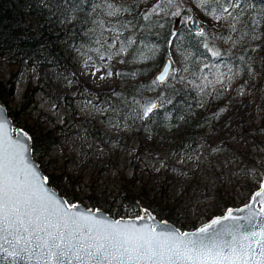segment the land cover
Returning <instances> with one entry per match:
<instances>
[{
  "label": "trees",
  "instance_id": "trees-1",
  "mask_svg": "<svg viewBox=\"0 0 264 264\" xmlns=\"http://www.w3.org/2000/svg\"><path fill=\"white\" fill-rule=\"evenodd\" d=\"M191 6L201 16L218 20V26L201 24V31L193 32L187 23L192 14ZM103 28L112 31L108 38L127 54L125 66L116 70L115 87L123 96L114 106L122 110L126 105L140 128L183 129L185 138L193 136V130L200 128L214 132L218 113L212 103L216 99L217 83L227 75L239 78L238 94H232L228 101L240 104L248 102L240 98L258 86L263 74L264 0H0V67L8 71V78L0 79V101L12 121L34 110L32 95L39 88L37 84L27 83L17 110L10 109L13 81L23 62L38 70H68L71 62L60 45L64 34L84 39L83 35L93 36L96 30ZM170 50L176 62L167 78L158 83L154 70ZM146 90L152 92L157 106L141 117L140 97ZM197 104L204 107V112L198 115L195 112ZM72 116L77 119L74 112ZM78 121L83 125L92 123L86 118H78ZM23 128L30 137L32 152L47 182L68 202L85 197L97 207L106 203L103 210L113 217L119 216L126 205L136 210L145 208L180 229L194 227L193 222L187 227L185 222L178 221L167 195L171 175L175 172L185 175L192 170L170 166L171 170L159 182L157 193L148 194L144 186L134 190L133 185L138 181L136 173L151 172L149 168L138 166V162L153 154L151 148L138 143L131 156L132 174L121 176L117 192L109 200H100L91 182L85 183L88 192L79 196L76 188L82 182L81 175L69 174L59 166L50 165L45 158L58 142L57 125L47 128L35 122L25 123ZM93 128V138L99 142L112 139L121 143L120 136H109ZM255 129L264 130V114ZM206 132L200 136L206 138ZM245 133L254 138L257 147L253 151L241 148L236 151L240 158L239 169L254 173L259 182L264 177V139L256 138L247 130ZM257 184L247 180L239 185L238 192L219 196L206 211V218L221 213L227 206L245 202ZM115 200L118 203L113 204Z\"/></svg>",
  "mask_w": 264,
  "mask_h": 264
},
{
  "label": "rangeland",
  "instance_id": "rangeland-1",
  "mask_svg": "<svg viewBox=\"0 0 264 264\" xmlns=\"http://www.w3.org/2000/svg\"><path fill=\"white\" fill-rule=\"evenodd\" d=\"M191 11L200 25L218 26V20L201 16L195 7L191 6ZM96 31L93 36L83 35L84 39L64 34L60 45L71 62L68 70H38L23 62L14 78L13 95L9 101L10 109L17 110L26 84L39 86L32 95L34 110L29 115H21L13 125L22 128L25 123L35 122L47 128L57 125L58 142L45 158L50 165L59 166L69 174L81 175L82 182L76 188L79 196L88 192L85 183L91 182L99 199L109 200L117 192L121 176L132 174L131 156L138 143L151 148L153 154L138 162V166L149 168L151 172L136 173L138 181L133 185L134 190L144 186L148 194L157 193L159 182L171 170L170 166L192 170L185 175L173 173L167 194L168 204L176 212L178 221L185 222L187 227L189 222H193L195 227L207 220L206 211L219 196L238 192L239 185L247 180L259 183L254 173L239 169L240 158L236 151L239 148L253 151L257 147L246 130L256 138L264 139V130L255 129L264 114V70L258 86L240 98L248 102L228 101L232 94H238L239 78L236 76L227 75L217 83L216 99L212 103L218 113L214 132L208 133L200 128L193 130V136L185 138L183 129L166 126L140 128L137 120L126 110V105L122 110L114 106L123 96L115 87L116 70L125 66L127 54L116 48V42L110 41V29ZM169 54L175 63L176 57L171 50ZM7 78L8 71L0 67V79ZM147 93L152 94L150 90L144 94ZM195 108L196 115L204 112V107L199 104ZM78 118H86L92 123L83 125ZM93 126L106 135L120 136L121 143L117 144L112 139L99 142L93 138ZM204 131L206 138L200 136L205 134ZM81 198L77 201L83 205L97 207L91 205L87 198ZM116 203L118 200L113 202ZM105 205L99 208L104 209ZM143 210L145 208L136 210L126 205L119 216H134Z\"/></svg>",
  "mask_w": 264,
  "mask_h": 264
},
{
  "label": "snow or ice",
  "instance_id": "snow-or-ice-1",
  "mask_svg": "<svg viewBox=\"0 0 264 264\" xmlns=\"http://www.w3.org/2000/svg\"><path fill=\"white\" fill-rule=\"evenodd\" d=\"M159 79L163 80L164 75ZM154 107L150 104L145 115ZM32 175L35 177L34 172ZM256 197H264V183L253 199ZM259 202V211L247 205L248 216L237 218L230 209L224 217L192 234L164 230L155 233L151 227H136L132 222H89L90 214L73 211L76 205L51 199L42 202L35 193L26 194L17 171L16 155L7 153L0 143V234H27L31 238L29 243L37 241L36 248L42 250L45 264H264V227L237 236L258 219L264 225V199ZM144 211L147 215V209ZM241 220H246L247 225ZM224 221L231 223L225 226ZM216 225L224 230L213 234L214 239L207 234ZM225 235L231 240L218 243L217 239ZM253 238V243H247Z\"/></svg>",
  "mask_w": 264,
  "mask_h": 264
},
{
  "label": "water",
  "instance_id": "water-1",
  "mask_svg": "<svg viewBox=\"0 0 264 264\" xmlns=\"http://www.w3.org/2000/svg\"><path fill=\"white\" fill-rule=\"evenodd\" d=\"M187 23L193 32H200L202 29L197 18L193 15L188 16ZM172 66L173 58L169 54L164 58L159 68L154 72V79L158 83H162L167 78ZM162 74L164 75V79L160 80L159 77ZM150 104L155 105V107L152 109L154 110L157 106L156 98L151 93L144 94L141 97L139 107V115L141 117H145L150 113L149 112L147 115H145V109L149 107ZM0 123L3 124V129L0 130V143H2V147L7 153L16 155V167L22 180L23 191L26 194L35 193V196L39 197L42 202H47L49 199H51L54 202L64 203L68 206L76 205L77 207L76 209H73V211L83 214H90L89 222L92 220L108 222L122 221L125 223L132 222V224L136 227H151L155 233H160L162 230H164L173 233L179 232L181 234H192L197 232L198 229L211 224L213 220L224 217L230 209L233 212V216L237 218L248 216L249 213L246 208L247 205H251L255 211H259L261 207L259 201L264 199V197H256L253 199L255 194L258 191H261V184L264 183V177H262L257 187L251 191L248 199L245 202L234 206H227L221 211V213L212 215L210 218L191 229H180L174 223L164 218L157 217L149 209H147V215L143 210L140 214L134 216L113 217L102 208H91L83 205L77 200L68 202L66 198L55 189L54 186L47 182L44 171L33 155L29 135L26 133L24 128L13 125V121L7 113V108L1 101ZM21 133H23V135H21ZM33 172L35 173V177L32 175ZM56 206H59V204ZM239 209H245V211H238ZM61 210L63 211V209ZM149 216L151 219L148 218ZM138 217H144V219L140 220ZM230 223V221H224L225 226L229 225ZM241 223L247 225L246 220H241ZM261 227H264V225H261L258 219L257 223L252 227H245L241 229L240 233H237V236L239 237L241 233L250 234L252 231H259ZM223 230L224 229L221 225H216L214 229L210 230V233L207 235H212L213 238L216 239V236L213 234L223 232ZM0 235L4 237L0 239V246H2V248H0V264H45L44 257L41 255L42 250L36 248L37 241L33 239L31 240V243H29L28 241L31 238L27 237V234H17L13 232L12 235H8L7 233ZM5 239L9 242L5 243ZM254 239L255 238L247 241V243H253ZM229 240H231V237L225 235L219 237L217 242L223 243ZM253 247L256 248V245L253 244ZM256 250L257 252L259 251L258 248H256ZM73 264H75V262H73Z\"/></svg>",
  "mask_w": 264,
  "mask_h": 264
},
{
  "label": "bare ground",
  "instance_id": "bare-ground-1",
  "mask_svg": "<svg viewBox=\"0 0 264 264\" xmlns=\"http://www.w3.org/2000/svg\"><path fill=\"white\" fill-rule=\"evenodd\" d=\"M19 82V81H18Z\"/></svg>",
  "mask_w": 264,
  "mask_h": 264
}]
</instances>
